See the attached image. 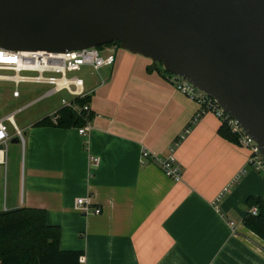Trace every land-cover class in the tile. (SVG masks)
<instances>
[{"label": "crops", "instance_id": "obj_1", "mask_svg": "<svg viewBox=\"0 0 264 264\" xmlns=\"http://www.w3.org/2000/svg\"><path fill=\"white\" fill-rule=\"evenodd\" d=\"M110 51L113 66L93 81L79 78L94 113L87 145L78 128L34 125L61 105L23 128L13 209L45 211L47 224L60 229L59 248L81 253L84 264H264V240L243 223L246 199L264 201V179L248 165L249 151L226 139L210 112L192 124L199 106L149 59ZM186 129L173 151L177 182L141 154L167 158ZM78 199L89 201L86 213Z\"/></svg>", "mask_w": 264, "mask_h": 264}, {"label": "water", "instance_id": "obj_2", "mask_svg": "<svg viewBox=\"0 0 264 264\" xmlns=\"http://www.w3.org/2000/svg\"><path fill=\"white\" fill-rule=\"evenodd\" d=\"M118 43L211 97L264 160V0H0V48Z\"/></svg>", "mask_w": 264, "mask_h": 264}, {"label": "built area", "instance_id": "obj_3", "mask_svg": "<svg viewBox=\"0 0 264 264\" xmlns=\"http://www.w3.org/2000/svg\"><path fill=\"white\" fill-rule=\"evenodd\" d=\"M111 47L88 48L75 51H65L64 53H49L45 51H8L0 48V81L9 82L13 85L12 98H20L19 85L20 84H46L51 86L42 97L28 103L27 105L18 108L15 112L5 116L0 120V167L3 170V198L0 212L8 211L5 200V183H6V166L8 145L11 140H15L20 146L22 156L25 146V134L23 129H19L13 120V116L22 111L37 101L55 95L61 91H66L69 95L74 97L84 98L87 96L83 91V81L79 78H67L70 73L78 72L82 67H89L97 72L102 67H111L115 62V53L110 51ZM101 51H107L106 55H101ZM54 75H59L56 77ZM166 80L172 84L177 91L186 96L188 99L194 101L199 106L197 113L192 119V124L207 112L212 113L222 125H225L237 137V144L249 151L248 165L257 172H262L264 175V160L259 152L257 144L251 137L242 129L240 124L229 114L225 113L220 106L204 92L200 91L184 78L170 73L165 74ZM73 86L74 90L70 87ZM61 107H67L76 111L81 110L71 101L61 99ZM88 110V106L83 107ZM56 112V111H55ZM52 113L51 120L56 122L57 117ZM10 125V129L7 126ZM11 130V131H10ZM91 130L89 123L78 128V134L84 138V145H87L88 134ZM189 131L186 129L180 137L173 142L170 147L171 154L167 158L157 159L148 151H143L141 156L143 159H151L158 163L164 174L174 181L180 180V171L176 165V160L173 156L174 149L178 146L179 141L184 138ZM89 162L95 165L98 159L94 156L89 157ZM227 191V190H226ZM77 205L83 208L82 213H86V206L90 203L85 199H78ZM95 214L100 213V209H94ZM247 213L256 216L258 213L257 207L252 206ZM264 252V243L262 246ZM79 264H84V259L79 258Z\"/></svg>", "mask_w": 264, "mask_h": 264}, {"label": "trees", "instance_id": "obj_4", "mask_svg": "<svg viewBox=\"0 0 264 264\" xmlns=\"http://www.w3.org/2000/svg\"><path fill=\"white\" fill-rule=\"evenodd\" d=\"M113 45L119 46L118 43L109 46ZM154 69L162 75L166 74L157 66ZM71 102L81 109L78 113L60 107L54 114L56 122H52L51 116H46L34 125L60 129L85 126L94 116L89 108V96L74 97ZM84 106H88V110H84ZM220 132L229 141L237 143V137L225 125L221 126ZM246 205L248 209L257 207L258 213L256 216L246 213L244 226L264 240V201L250 196ZM59 240V227L47 224L43 210L18 208L0 212V264H79L81 253L62 251Z\"/></svg>", "mask_w": 264, "mask_h": 264}, {"label": "rangeland", "instance_id": "obj_5", "mask_svg": "<svg viewBox=\"0 0 264 264\" xmlns=\"http://www.w3.org/2000/svg\"><path fill=\"white\" fill-rule=\"evenodd\" d=\"M107 51H101V55L105 56ZM151 61V60H150ZM152 62V61H151ZM157 67L162 69L160 64H156ZM59 77V75H54ZM81 78L85 82L93 81L96 79L97 74L89 67H82L80 71L70 73L67 75V78ZM51 87L43 86L39 84H20L19 91L21 97L19 99L12 98L13 85L9 82L0 81V120L5 116L15 112L18 108L25 106L29 101L34 100L42 96L47 90ZM74 90V87H70ZM61 99L70 100L72 97L66 92L61 91L55 95L43 98L36 103L25 107L22 111L16 113L13 116V120L19 129H23L25 126L31 124L32 121L36 118L43 117L46 112L50 111L55 106H60ZM7 126L10 129V125L7 123ZM11 131V130H10ZM22 152L20 146L9 143L8 145V154H7V166H6V183H5V200L6 208L11 210L15 207V204L11 203V176L13 173V162L14 160L18 161L19 169L22 167ZM20 171V170H19ZM261 177L264 179L262 172H258ZM3 170L0 167V209L2 207V198H3Z\"/></svg>", "mask_w": 264, "mask_h": 264}, {"label": "flooded vegetation", "instance_id": "obj_6", "mask_svg": "<svg viewBox=\"0 0 264 264\" xmlns=\"http://www.w3.org/2000/svg\"><path fill=\"white\" fill-rule=\"evenodd\" d=\"M109 47H119V46L113 45V46H109ZM101 49H102V48H101Z\"/></svg>", "mask_w": 264, "mask_h": 264}]
</instances>
